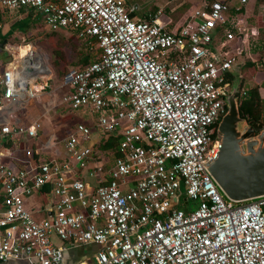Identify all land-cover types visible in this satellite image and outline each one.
Returning a JSON list of instances; mask_svg holds the SVG:
<instances>
[{
	"label": "built area",
	"instance_id": "1",
	"mask_svg": "<svg viewBox=\"0 0 264 264\" xmlns=\"http://www.w3.org/2000/svg\"><path fill=\"white\" fill-rule=\"evenodd\" d=\"M231 2L202 0L170 30L162 9L140 17L126 0H0V16L31 10L51 30L70 29L97 49L63 75L60 96L94 116L95 130L76 123L62 161L11 167L0 154V262L61 264L65 244L94 243L93 264H264V195L230 200L206 168L218 155L215 127L234 65L230 52L212 49L214 36L223 49L246 34L243 18L229 19ZM38 57L33 69L0 71V110L48 86ZM9 118L0 122V140L35 139L38 121ZM110 138L116 151L102 160L109 149L98 145ZM44 188L50 207L35 220L24 201ZM178 193L185 196L179 205Z\"/></svg>",
	"mask_w": 264,
	"mask_h": 264
},
{
	"label": "crops",
	"instance_id": "2",
	"mask_svg": "<svg viewBox=\"0 0 264 264\" xmlns=\"http://www.w3.org/2000/svg\"><path fill=\"white\" fill-rule=\"evenodd\" d=\"M200 1L202 0H199V3ZM206 1L210 2L212 0H206ZM260 1L261 0H248L247 5L244 8H240V10L236 11L234 8L235 6L238 5L237 0H232L228 12L229 19L231 21H234L237 17L242 18L243 16H251V17L255 16L257 18L256 20L263 21L264 18L262 17V15H264V13L261 12L262 13L261 15L258 14ZM29 11L32 12L34 15L37 16L39 15L38 13H35L31 10L23 11L22 9H20V11L15 13H5L7 15H17L18 17L16 18L18 19H16L15 17L11 18L12 16L11 17L10 16L6 17V15L2 16L3 14H1L0 16V22L2 23V30L0 31V71L3 70L5 67L12 66L15 64L19 66L21 65L22 67H24V70L26 69L25 67H29V70L31 68L33 69L35 65L33 64L32 59H34V62L37 65L36 61L38 54L34 53L35 52L34 49L31 50L28 49L26 51L27 55L24 56H28L31 62L30 63L25 62L24 64L20 63L22 59L20 55L17 54L16 56H14L12 48L11 51L6 49L9 43L8 36L13 35L14 32L17 31L16 29H14L13 32L11 33L10 26L14 25V21L22 20V18L24 17L23 13ZM230 11H232V14L230 13ZM4 17L7 20H5ZM27 20L29 22L30 18L25 19L24 21ZM62 29H67V28H62ZM58 30H54V31H58ZM246 37H247V33L242 38V41L246 40ZM225 44H227L226 41ZM27 45L29 44H24L21 47V49L27 47ZM19 49L20 48L18 47V51ZM41 61L44 62L45 60L43 58H41L40 60L39 58L40 67H42ZM241 70L242 69L239 67V65L237 66L236 62H234L232 69L229 71L230 73L229 72L228 73L231 74L232 72H236L237 74L240 73V75L243 76ZM263 74L260 79L256 78L257 74L255 75V77H252L255 83L258 84V93L261 98H264ZM50 75L51 78L52 74ZM232 78L233 76L231 75L229 81H231ZM48 80H49V75H48ZM48 80H47L48 86L42 89L41 91L37 92L35 97L32 98L21 97L18 104L12 107L7 106L2 110H0V122L3 121V118L5 116H8L10 117L9 120H10V124L12 125L19 124L25 126L33 121H38L40 123V127L36 132L35 139L27 138L23 135H5L1 138L0 154L2 155L3 161L6 162L11 167H22L25 166L28 162L29 163L37 162L38 160H42V159L53 158L58 161L64 160L66 156L63 148V141L66 138V136L73 131L74 125L78 122H82V121L73 122L70 127L71 129L68 131V133L64 134L60 139H56V137L59 136L58 130L60 131V130L68 129V124L63 123L60 120L58 121L57 119V117L62 118V114L64 110L66 108L68 109V107L66 105L61 104L60 102V96L64 90V88L61 87V82H59V84L56 85L54 88L47 89L50 86L49 85L50 81ZM261 83L263 84V86H261ZM19 110L21 111L20 114L18 113ZM75 110H79L85 113V109L83 108H79ZM50 114H53L52 117L50 116ZM48 122L49 123L52 122L51 125H49ZM87 126H89L92 130H95V124H91ZM100 143H102V141ZM103 157L104 158H102V160L103 159L106 160V157L104 155ZM82 174L83 177L86 179L87 177H85V174L84 173ZM89 181L93 182L92 179H90ZM47 190H48L47 188H44L43 191L35 192L32 194L31 197H29L28 199L26 198L27 200L25 199L26 201L25 206L29 209L30 213L37 220H40L43 217H45L47 215L46 209L47 207H50L48 196L46 195ZM0 200H1V191H0ZM51 239L55 245H61V244L62 246L64 245V243L59 241L54 236H52ZM97 248L98 246L94 243L68 244V245L65 244L64 249L62 251L61 264H77V262L81 260L86 261L88 264H93V254L95 253ZM0 264H27V263L23 260L10 259L4 262H0Z\"/></svg>",
	"mask_w": 264,
	"mask_h": 264
},
{
	"label": "rangeland",
	"instance_id": "3",
	"mask_svg": "<svg viewBox=\"0 0 264 264\" xmlns=\"http://www.w3.org/2000/svg\"><path fill=\"white\" fill-rule=\"evenodd\" d=\"M126 1L127 3L131 2L137 4L138 9L136 11V15L140 17L145 13L154 12L157 9H162L161 20L164 21V23H169V26H167L166 28L170 30L182 25L184 23V20L188 17L189 13H191L192 9L199 5V0ZM258 14L261 15L262 13L258 10ZM4 15H6V17L12 16L11 18L18 17L17 15H7L5 13L2 16ZM243 17V25H245L247 33L246 40L242 41V37L239 35L237 36V33L235 32V38L231 41H228L227 44H223L224 48L220 49L219 41H223V38L221 35L217 34L216 36H214L212 49L216 50V52L221 50L227 51V53L230 52V54H233L234 56V62H236L237 66L239 65V67L240 64H243L245 61H253L254 65L241 70L243 76H241L240 73H231L233 78L238 80L240 88L245 90L256 84L252 77H255V75L257 74L256 78L260 79L263 74L258 61H264V19L263 21H258L256 20L257 18L255 16ZM262 17L264 18V15H262ZM29 18L32 19V21L29 22V28L27 29V31L24 33L16 31L13 35H10L8 37L9 43L6 49L11 51L12 48L13 54L14 56H16L18 47H22L24 44H29L32 49H34V53H37L38 55H40V58H43L46 61V63L44 64L50 70L48 80L50 81V86L47 89L54 88L59 84V82H62L63 75L81 65L73 64L74 60L77 59V57L79 58L80 56H82L87 52V50L90 58L95 56V54L97 53L94 41L78 37L76 36L75 32L70 29L52 31L48 26L44 24L43 17L34 15L30 11L28 13V19ZM5 20L7 19L5 18ZM251 30L254 31L255 34H252ZM66 68L67 70H65ZM50 74H52L51 78ZM43 75L44 74L42 73L39 74V76ZM261 86H263L262 83ZM261 99L264 101V98ZM18 113L20 114L21 111L19 110ZM52 115L53 114H50L51 117ZM57 119L58 121L60 120L61 122L68 124V129L60 131L58 130L59 136H57L56 139H60L64 134H67L71 129L70 127L73 122L82 121V123L87 125L96 123V118L94 116L85 114L79 110H72L69 108H66L64 110L62 118L57 117ZM51 123H49V125H51ZM113 154L114 152L111 151L110 155L104 153V156L109 158L112 157ZM127 179L132 180L134 179V177H127ZM31 196L32 194L27 196V199ZM184 199L185 196L178 193V205L181 202H184ZM24 203H26V201ZM188 204L191 209L195 206L194 201H189ZM32 217L35 219L33 215Z\"/></svg>",
	"mask_w": 264,
	"mask_h": 264
},
{
	"label": "water",
	"instance_id": "4",
	"mask_svg": "<svg viewBox=\"0 0 264 264\" xmlns=\"http://www.w3.org/2000/svg\"><path fill=\"white\" fill-rule=\"evenodd\" d=\"M25 62H31L28 56L22 57L21 64ZM238 92V80L232 78L215 127L218 155L206 163L222 193L233 201L264 195V115L262 120L246 121L238 110Z\"/></svg>",
	"mask_w": 264,
	"mask_h": 264
},
{
	"label": "trees",
	"instance_id": "5",
	"mask_svg": "<svg viewBox=\"0 0 264 264\" xmlns=\"http://www.w3.org/2000/svg\"><path fill=\"white\" fill-rule=\"evenodd\" d=\"M247 2L245 6L247 5ZM28 13L29 12L23 13L24 17L22 18V20L14 21V25L10 26L11 33L13 32L14 29H16L17 31L21 33H24L27 31V29L29 28V22L32 21V19H30L29 22L24 21L25 19H28ZM230 13L232 14V11H230ZM167 26H169V24ZM93 57L90 58V55L87 50V52L84 53L82 56H80L79 58L77 57V59L74 60L73 64H78V65L85 64L89 62L91 59H93ZM258 62L260 64V68L262 69V71H264V61L259 60ZM252 65H254L253 61H245L243 64L240 65V68L243 70ZM65 70H67V68ZM229 73L226 74V77L228 80L231 78V74ZM263 102L264 101L261 99L258 93V84H255L254 86L245 89L244 94L238 97V110H239L240 115L244 117L246 121H250V122H254L256 120H262V117L264 115V103ZM98 148L109 149L110 151L107 150L108 153L106 151L105 153L110 155L111 151L112 152L116 151V139L110 138L104 143H100L98 145Z\"/></svg>",
	"mask_w": 264,
	"mask_h": 264
},
{
	"label": "bare ground",
	"instance_id": "6",
	"mask_svg": "<svg viewBox=\"0 0 264 264\" xmlns=\"http://www.w3.org/2000/svg\"><path fill=\"white\" fill-rule=\"evenodd\" d=\"M19 48H21V47H19ZM28 49H32V47L31 46H29V45H27V47H25V48H22V49H20V56H21V58L24 56V55H27L26 53V51L28 50Z\"/></svg>",
	"mask_w": 264,
	"mask_h": 264
},
{
	"label": "flooded vegetation",
	"instance_id": "7",
	"mask_svg": "<svg viewBox=\"0 0 264 264\" xmlns=\"http://www.w3.org/2000/svg\"><path fill=\"white\" fill-rule=\"evenodd\" d=\"M238 97H239V94H238ZM257 121V120H256ZM248 122H250V121H248Z\"/></svg>",
	"mask_w": 264,
	"mask_h": 264
}]
</instances>
